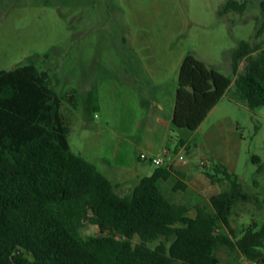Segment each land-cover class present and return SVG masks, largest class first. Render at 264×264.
I'll use <instances>...</instances> for the list:
<instances>
[{
	"label": "rangeland",
	"instance_id": "374dc122",
	"mask_svg": "<svg viewBox=\"0 0 264 264\" xmlns=\"http://www.w3.org/2000/svg\"><path fill=\"white\" fill-rule=\"evenodd\" d=\"M226 1L0 0V70L34 65L48 72L62 102L71 151L99 168L123 167L117 177L127 185L117 191L127 195L139 182L133 174L140 154H148L150 120L160 116L167 122L172 116L183 58L192 54L234 80L232 53L239 44L264 46V34L257 36L263 0H237L246 1L247 10L220 17ZM234 92L232 87L197 131L170 122L171 135L154 140L152 157L167 166L168 150L172 160L182 156L180 163L190 165L193 174L207 177L214 166L224 165L238 175L245 190L259 198L234 209L231 223L240 237L253 223L264 224V107L251 110ZM158 103L164 105L161 115ZM224 133L227 147L220 139ZM178 140L188 148L177 150ZM225 187L214 184L204 196L162 191L171 202L187 204L193 217L197 205L208 204ZM81 233L99 235L93 225ZM218 256L222 264H256L227 249Z\"/></svg>",
	"mask_w": 264,
	"mask_h": 264
},
{
	"label": "trees",
	"instance_id": "16d2710c",
	"mask_svg": "<svg viewBox=\"0 0 264 264\" xmlns=\"http://www.w3.org/2000/svg\"><path fill=\"white\" fill-rule=\"evenodd\" d=\"M247 7L227 0L218 14H243ZM260 7L264 17V0ZM263 34L264 19L257 36ZM232 70L234 80L185 56L173 125L197 131L232 87L249 109L264 107V46L241 42ZM61 109L48 72L34 65L0 70V264H222L221 249L264 264V224L253 223L240 237L232 227L239 203H259L238 175L224 165L206 172L213 185L226 187L197 205L194 217L159 188L160 181L182 176L172 168H157L121 195L93 163L71 151ZM185 189L179 181L176 191ZM87 225L99 235L83 236Z\"/></svg>",
	"mask_w": 264,
	"mask_h": 264
},
{
	"label": "crops",
	"instance_id": "0c3cea01",
	"mask_svg": "<svg viewBox=\"0 0 264 264\" xmlns=\"http://www.w3.org/2000/svg\"><path fill=\"white\" fill-rule=\"evenodd\" d=\"M217 106L211 111V113L214 112V110L217 108ZM174 107H175V102L172 106V116H171L170 120H168L167 122L164 121L162 118H160V116H158L157 118H152L149 122L148 129L146 131L147 132L146 140H147L149 150H148V154H146V155H148L151 158H153L152 155H153V148H154V146H153L154 140L157 138L163 139L167 136L169 137L172 133V130L170 128L169 123L172 122ZM155 108L158 110V113L160 115L165 110L164 105L162 103L156 104ZM202 125L200 126V128L202 127ZM220 129L222 130L223 127L221 126ZM220 139L223 140L224 145L227 147L228 146V144H227L228 137L226 136L225 133L220 136ZM180 141H183V140H178V142L176 144L177 150L182 151L185 148H188V144L185 141H184L183 145H180ZM142 154H144V153H141L140 156ZM139 160H140V157H139ZM180 160L179 161L177 159L172 160L171 156H169L168 157L169 162H168L167 166H163V165L162 166H156L151 161H141L140 160L141 164H139L137 167H135L133 175H135L137 177L138 181L140 182V180L142 178L147 177V176H151L156 171V169L159 167H163V168H167V169L172 168L175 171V173L181 174L182 176H178L177 174H174L168 180L160 181L159 182V188L161 191H162V187H163L164 191L169 192V190H170L169 193H171L173 195L174 192H176V186H177L178 182L182 181L186 186V189L183 191H187L188 193H191V194L194 193L197 196H204L205 191L209 187L210 188L213 187V184L210 182L209 178H207L203 175L193 174L191 172V169H192L191 166L180 163ZM90 162L93 163L98 168V170L100 172H102L105 176H107L118 187H124L127 185V181H122L117 177V175H121V173L123 172V170H124L123 167H121V166L118 167L117 165H113L111 163H102L101 164L102 168L101 167L99 168V166L96 165L94 162H92V161H90ZM164 164H165V162H164ZM203 178H205V180ZM197 182H201L202 185L200 183L198 184ZM162 193H163V191H162ZM214 195H216V194H214ZM173 203H176V202H173ZM183 204H185V203H183ZM185 205H187V204H185ZM189 209H190V207H189ZM190 211H191V209H190Z\"/></svg>",
	"mask_w": 264,
	"mask_h": 264
},
{
	"label": "built area",
	"instance_id": "2783aa9c",
	"mask_svg": "<svg viewBox=\"0 0 264 264\" xmlns=\"http://www.w3.org/2000/svg\"><path fill=\"white\" fill-rule=\"evenodd\" d=\"M164 154L169 157L170 156V151L168 150H165L164 151ZM181 160H183L182 156L179 157ZM140 160L141 161H151L154 165L156 166H162L164 164V160L162 158H151L149 157L148 155L146 154H142L140 156ZM257 264V263H256Z\"/></svg>",
	"mask_w": 264,
	"mask_h": 264
}]
</instances>
